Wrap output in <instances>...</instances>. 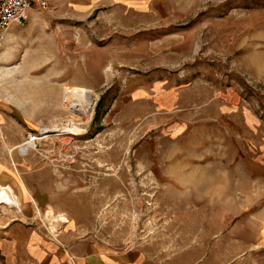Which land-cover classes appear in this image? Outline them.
<instances>
[{"label":"rangeland","instance_id":"1","mask_svg":"<svg viewBox=\"0 0 264 264\" xmlns=\"http://www.w3.org/2000/svg\"><path fill=\"white\" fill-rule=\"evenodd\" d=\"M45 1L0 47V124L18 142L67 125L70 86L93 90L95 105L84 134L24 157L41 194L68 197L74 176L92 206L120 208L96 232L134 247L150 220L161 228L158 186L196 194L201 179L216 181L226 215L230 191L264 180V0ZM181 189L169 190L178 209ZM261 232L244 264H264Z\"/></svg>","mask_w":264,"mask_h":264},{"label":"crops","instance_id":"2","mask_svg":"<svg viewBox=\"0 0 264 264\" xmlns=\"http://www.w3.org/2000/svg\"><path fill=\"white\" fill-rule=\"evenodd\" d=\"M19 142L8 134L2 120L0 201L19 196L22 211L0 224V264H244L245 253L262 247L263 179L251 181L256 186L229 192L232 206L227 216L222 212L216 181L201 179L195 184L196 194L186 190V185H160L153 191L155 195L158 192L155 214L161 228L134 247L118 246L96 232L109 227L108 215L120 212L118 204L92 206L87 198L78 196L76 179L70 175L68 197L53 189V198H46L39 192L38 170L25 162L26 155L17 154L15 160L14 151L13 160L8 157V148ZM22 182L29 195L24 193ZM179 188H184L185 199L178 209L173 207L169 190ZM99 214L107 218L100 222ZM58 215L68 220L60 221L58 232L53 234L49 218Z\"/></svg>","mask_w":264,"mask_h":264},{"label":"bare ground","instance_id":"3","mask_svg":"<svg viewBox=\"0 0 264 264\" xmlns=\"http://www.w3.org/2000/svg\"><path fill=\"white\" fill-rule=\"evenodd\" d=\"M63 103L64 107L68 110L70 114V121H68L67 125L64 126H55L52 129L45 128L40 134V136L31 135L25 141L18 143L17 145L10 146L9 156L11 160H13L14 149H18L20 153L26 155L27 153H35L37 152L38 144H43L48 139H51L53 142L56 139H59L61 142L65 140V136L73 134V135H82L84 134L83 128L81 125L86 124L92 116L94 110V98L95 93L93 90L85 87H68L67 92L64 94ZM84 126V125H83ZM85 129V128H84ZM58 140V141H59ZM47 143V142H46ZM63 144V143H61ZM62 148V147H61ZM48 153H51V148H46ZM18 175L20 172L16 169ZM19 177V176H18ZM20 179V177H19ZM22 188L24 193L29 195L28 190L25 189L23 182ZM150 203L151 201L148 200ZM21 210L20 206V197L14 196L12 198H6L0 201V224L7 222L15 213ZM49 211L48 213H50ZM19 216V215H18ZM20 217V216H19ZM68 218L66 216H59L51 223L49 229L51 233L55 234L58 232L60 221H67ZM60 231V230H59ZM56 237V236H55Z\"/></svg>","mask_w":264,"mask_h":264},{"label":"built area","instance_id":"4","mask_svg":"<svg viewBox=\"0 0 264 264\" xmlns=\"http://www.w3.org/2000/svg\"><path fill=\"white\" fill-rule=\"evenodd\" d=\"M35 0H0V47L7 31L14 24L21 23L26 17L28 10L32 7ZM41 6H46L45 0H39ZM137 208L135 209V211ZM138 211V210H137ZM139 214V213H137ZM148 220L150 219L147 218ZM150 226L148 228V235L153 233L156 229V223L149 221ZM72 263H74V257H70Z\"/></svg>","mask_w":264,"mask_h":264}]
</instances>
